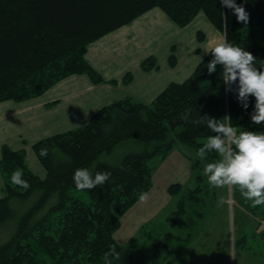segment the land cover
Returning <instances> with one entry per match:
<instances>
[{"label": "trees", "instance_id": "1", "mask_svg": "<svg viewBox=\"0 0 264 264\" xmlns=\"http://www.w3.org/2000/svg\"><path fill=\"white\" fill-rule=\"evenodd\" d=\"M154 7L179 26L204 13L224 33L225 45L212 48L187 79L170 83L152 102L126 97L79 128L37 141L44 178L29 167L24 150L4 146L0 223L16 216L12 199L40 195L0 244V264H165L201 233L218 183L231 181L246 196L264 194V166L249 160L259 147L264 162V0H0V102L37 97L72 74L106 82L87 61L88 46ZM176 61L172 54L171 65ZM156 65L152 57L142 62L145 70ZM239 127V137H231ZM131 138L146 148L119 163L99 160ZM178 144L199 154L191 161L196 187L171 184L170 195L182 194L170 223L146 224L144 241L120 243L115 234L123 215L153 186L150 160ZM73 189L87 191L90 201Z\"/></svg>", "mask_w": 264, "mask_h": 264}, {"label": "crops", "instance_id": "2", "mask_svg": "<svg viewBox=\"0 0 264 264\" xmlns=\"http://www.w3.org/2000/svg\"><path fill=\"white\" fill-rule=\"evenodd\" d=\"M223 43V32L217 30L204 13L198 14L190 24L179 26L160 7L146 11L88 46L86 59L106 82L94 83L87 74H72L37 97L0 102V161L4 146L24 150L29 167L44 178L47 171L33 147L37 141L79 128L101 107L126 97L152 102L170 83L187 79L209 51ZM172 54L177 60L175 65L170 63ZM149 57L154 58L157 65L145 70L142 62ZM128 74L132 78L126 82L124 78ZM114 79L117 82L111 83ZM175 161L178 164V160ZM156 172L149 195L136 205L138 215L128 219L120 242L123 238L122 241H126L125 233L140 232L146 225L145 220L153 219L170 204L171 201L163 197L167 187L155 190V178H159ZM4 187L0 168V195ZM154 190L156 198L153 205H148Z\"/></svg>", "mask_w": 264, "mask_h": 264}, {"label": "rangeland", "instance_id": "3", "mask_svg": "<svg viewBox=\"0 0 264 264\" xmlns=\"http://www.w3.org/2000/svg\"><path fill=\"white\" fill-rule=\"evenodd\" d=\"M223 45L225 43L220 46ZM239 128L238 130L234 129L230 136L239 137L238 132L241 133V127ZM145 148V143L136 138L126 139L118 143L111 153H103L99 160L119 163L126 154L142 151ZM172 150H175L174 154L171 153ZM172 150L165 157L157 155L150 160L153 175L156 171V174H159V178H155V190H162L164 186L165 188L167 187V191L165 193L161 192L160 195L164 193L166 197L162 196L171 202L164 210L159 211L153 219L151 218L152 221H150L151 219L144 221L147 224L146 227L149 226V229L154 228L159 223L169 224V216L178 207L182 192L175 196L170 195L168 187L171 184L181 182L183 190L195 188L197 185L196 171L193 169L191 161L199 157L198 152L185 144H178ZM260 150L259 147L251 149V158L249 159L251 164H257V166L262 164L264 166L263 154ZM225 155L231 174L235 168L230 160L229 150L225 149ZM258 156L261 157V161L258 160ZM176 159L178 164L175 161ZM249 164L248 162L246 165ZM258 173L260 174L261 171ZM251 177L253 182L258 179L257 175L255 177L252 175ZM217 189L213 212L204 221L201 233L190 242L179 259H169L165 264L174 262L176 264H264V194L246 196L244 194L246 192L242 188L238 192L234 191L231 181L218 183ZM155 190L152 191L148 205H153L154 203L156 196L153 194ZM149 192L142 196L123 215L122 225L115 234L119 242L120 235L123 236L122 233L126 230V222L130 217L138 215L139 208L137 206L142 198L149 195ZM72 193L75 197L86 202L90 201L89 194L83 189H73ZM241 193H243L244 199ZM39 195L40 191L27 200L19 198L11 200L10 203L16 211V216L0 223V244L6 242L16 231L20 217L36 202ZM242 200L247 205H244ZM128 234L125 233L126 241L123 242V238L120 243L131 244L144 241L141 231L137 233V230H134L132 235ZM146 264H153V261L148 259Z\"/></svg>", "mask_w": 264, "mask_h": 264}]
</instances>
